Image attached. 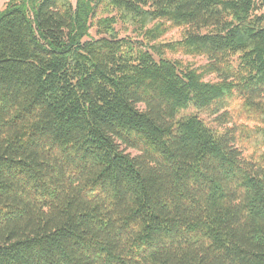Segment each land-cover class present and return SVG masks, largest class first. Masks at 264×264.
<instances>
[{
    "label": "trees",
    "instance_id": "obj_1",
    "mask_svg": "<svg viewBox=\"0 0 264 264\" xmlns=\"http://www.w3.org/2000/svg\"><path fill=\"white\" fill-rule=\"evenodd\" d=\"M0 264H264V0H6Z\"/></svg>",
    "mask_w": 264,
    "mask_h": 264
},
{
    "label": "rangeland",
    "instance_id": "obj_2",
    "mask_svg": "<svg viewBox=\"0 0 264 264\" xmlns=\"http://www.w3.org/2000/svg\"><path fill=\"white\" fill-rule=\"evenodd\" d=\"M6 0H0V10L1 8L3 7L4 3H5ZM71 2L74 4L75 3V0H71ZM116 28H119V32L121 35H125V34H130V35H134L133 31H132V27L131 26H126L124 24H121L120 22L117 23L115 25ZM91 34L94 35L95 34V29L92 28L91 30ZM180 36V30L177 29V28H172L170 29L163 37L164 40H171V39H175L177 37ZM171 58H174V59H181L183 62H192V63H199V62H202L203 59L199 58V57H192V56H186V55H183L181 53H173L171 55H167ZM190 114H197L199 115L201 118L205 119V121L207 122H210V118L207 117L204 113H199L197 109H195L193 106H188L187 108L185 109H182L179 111L178 115L176 116V118H179V117H184L186 115H190ZM210 124H213V123H210Z\"/></svg>",
    "mask_w": 264,
    "mask_h": 264
}]
</instances>
